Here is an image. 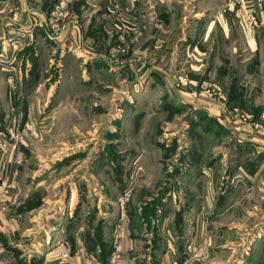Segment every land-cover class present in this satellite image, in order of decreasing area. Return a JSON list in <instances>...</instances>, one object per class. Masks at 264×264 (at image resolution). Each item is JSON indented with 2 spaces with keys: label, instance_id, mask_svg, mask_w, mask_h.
I'll use <instances>...</instances> for the list:
<instances>
[{
  "label": "rangeland",
  "instance_id": "374dc122",
  "mask_svg": "<svg viewBox=\"0 0 264 264\" xmlns=\"http://www.w3.org/2000/svg\"><path fill=\"white\" fill-rule=\"evenodd\" d=\"M159 1L0 0V163L21 156L4 214L22 253L78 200L85 235L122 212L149 264L167 244L171 264H264V91L237 87L217 28L193 49L197 0H163L166 20Z\"/></svg>",
  "mask_w": 264,
  "mask_h": 264
},
{
  "label": "crops",
  "instance_id": "0c3cea01",
  "mask_svg": "<svg viewBox=\"0 0 264 264\" xmlns=\"http://www.w3.org/2000/svg\"><path fill=\"white\" fill-rule=\"evenodd\" d=\"M159 2L157 8L159 13L156 12L154 15L159 19L166 20L164 17L166 14L161 13L162 9L169 10L171 6L177 5V2L170 3L163 0ZM216 2L214 0H197L195 3V6L198 7L194 10L196 29L191 33L192 37L190 38L193 49L196 45L210 41L217 28L218 33L224 40L223 42L231 44L228 50L230 55L237 57V69L234 70L232 75L235 82V79H238L237 87L241 89L247 85L256 92L264 91L260 90V86L264 84V56L261 55L264 44L263 5L259 4L257 0H250L247 3L249 7L246 8V11L255 18V24L252 27H248L245 24V19L237 15L231 6L227 7L225 5L223 12L219 10L213 12L215 11L213 8L214 4L217 5ZM211 5L213 7L209 9ZM203 15L205 18L201 17ZM154 27H156V24ZM200 41L202 43H199ZM217 54H219V51ZM240 92L243 93L244 90H240ZM252 101H255L256 107H261L260 112L263 116V97H260V95L256 96V99ZM239 107H235V110H239L237 109ZM242 110L248 111L247 109ZM259 153L258 162L263 167L264 149ZM15 156V154H12V157L6 160L4 166L0 163V170H6L5 172H8L11 178L14 177L13 173L16 172L14 170L17 164ZM13 181H15V178H13ZM76 203L78 204V200ZM75 204L70 210L67 208L66 212L61 216L63 218L59 221V227L48 228L45 232L47 237L32 238L31 246L26 247L23 253L18 247L21 239H16L18 236L16 231L19 229L16 219H9L6 214L1 215L0 264H55L58 254L63 250H67L70 253L69 262L71 264H107V247L110 248L111 253L113 242H118L122 250L121 264H149L148 254L146 255V261L140 259V249L142 248L139 243L140 235L137 231H130L129 226L123 220L122 212H119V216L114 218L107 211L104 223L100 221L101 226L106 223L100 229L103 230V234H92L93 232L91 231V234L85 235V231H90V229L86 230L90 222L88 219L86 222H82L81 217L76 216L75 211L78 206ZM263 236L260 237L262 242L258 243L261 246L264 245ZM169 249V244H167L166 250L162 249V251L157 253L156 262L158 264H171V260L165 258ZM104 252H106L105 256ZM163 252L164 254L162 255Z\"/></svg>",
  "mask_w": 264,
  "mask_h": 264
},
{
  "label": "built area",
  "instance_id": "2783aa9c",
  "mask_svg": "<svg viewBox=\"0 0 264 264\" xmlns=\"http://www.w3.org/2000/svg\"><path fill=\"white\" fill-rule=\"evenodd\" d=\"M250 0H228V6H231L237 15L242 16L245 19V24L248 27H252L255 24V18L252 16L246 8L249 7L247 4ZM259 4L263 5L264 9V0H257ZM13 143H3L1 146L2 152H7L9 149L14 150L17 147L16 141L17 136H14ZM21 161V156L15 157V162L19 164ZM14 177L11 178V175L5 174L0 171V216L5 213L8 208L7 200L11 196L13 186V178L17 175L16 172L13 173ZM1 247V246H0ZM112 250L108 257L107 264H121L122 250L118 242H113L111 246ZM70 253L67 250L60 252L56 258L55 264H71L69 262Z\"/></svg>",
  "mask_w": 264,
  "mask_h": 264
},
{
  "label": "trees",
  "instance_id": "16d2710c",
  "mask_svg": "<svg viewBox=\"0 0 264 264\" xmlns=\"http://www.w3.org/2000/svg\"><path fill=\"white\" fill-rule=\"evenodd\" d=\"M104 254V256L106 255V252H104L103 253ZM109 254H110V248L109 247H107V256L109 257ZM108 259V258H107Z\"/></svg>",
  "mask_w": 264,
  "mask_h": 264
}]
</instances>
